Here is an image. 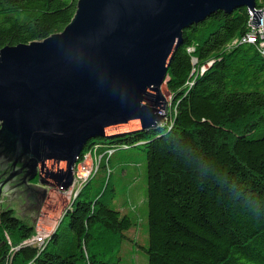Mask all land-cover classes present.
I'll return each mask as SVG.
<instances>
[{"label": "trees", "instance_id": "obj_1", "mask_svg": "<svg viewBox=\"0 0 264 264\" xmlns=\"http://www.w3.org/2000/svg\"><path fill=\"white\" fill-rule=\"evenodd\" d=\"M76 2L0 0V48L60 32ZM249 30L244 6L185 28L167 69V118L83 146L79 159L100 156L92 179L119 151L144 152L147 264H264V56L242 41ZM108 177L93 197L89 179L41 246L23 243L33 223L0 209V264H119L139 218L109 205Z\"/></svg>", "mask_w": 264, "mask_h": 264}, {"label": "water", "instance_id": "obj_2", "mask_svg": "<svg viewBox=\"0 0 264 264\" xmlns=\"http://www.w3.org/2000/svg\"><path fill=\"white\" fill-rule=\"evenodd\" d=\"M242 6L258 26L256 0H77L60 32L0 48V198L13 190L1 209L34 223L49 188H71L88 140L160 125L182 31Z\"/></svg>", "mask_w": 264, "mask_h": 264}, {"label": "rangeland", "instance_id": "obj_3", "mask_svg": "<svg viewBox=\"0 0 264 264\" xmlns=\"http://www.w3.org/2000/svg\"><path fill=\"white\" fill-rule=\"evenodd\" d=\"M208 64L205 65V67L208 66ZM160 89L166 95L165 113L169 115L173 108V102H171V95L166 89L165 82L162 83ZM97 155V153L90 152L85 154L83 157L84 159H79L80 161L78 160L73 168L74 175L76 173L79 174V172L87 173V167L95 168L99 159ZM108 168V172H106V170L104 172L101 170L93 179L91 177L94 170L87 173L89 175L91 174V177L89 176L85 181H83L82 178L77 179L74 177V182L70 191L49 188L42 207L37 212L33 223L35 233H37L38 230L50 226L53 222L60 220L65 208H67V205L73 200L74 192L78 191L79 193L83 186L87 185L91 180L85 187L84 192L90 197H93V191L96 188L95 184L97 181H106L109 175V183L114 189V197L109 202V205L119 209L122 213L134 207L136 215L139 218L135 225L129 227L124 232L129 238L125 239L121 245L120 252L122 254V260L119 264H131L129 260H131L132 264H147V255L143 249L147 247V222L145 217V204L143 203L146 186L145 154L142 149L136 147H131L125 151H119L111 157ZM11 191L13 190H6L2 193L0 198V209L5 193L7 194ZM128 213L133 215L131 211ZM6 237L8 238L7 235ZM131 243H133V245H131ZM10 247L14 248L12 244Z\"/></svg>", "mask_w": 264, "mask_h": 264}, {"label": "built area", "instance_id": "obj_4", "mask_svg": "<svg viewBox=\"0 0 264 264\" xmlns=\"http://www.w3.org/2000/svg\"><path fill=\"white\" fill-rule=\"evenodd\" d=\"M260 8H263L262 14L259 17L260 24H258V26H254L251 23L252 24V34L251 35H245L242 38V41H246V42H250V43L262 42L263 56H264V35H263L264 0H256V6H255L254 10H257ZM251 13L253 14L252 11H251ZM193 61H195V59ZM201 69H202V67H201ZM108 153H111V151L108 150ZM83 157H84V155H83ZM98 158H100V156H98ZM98 161H99V159H98ZM96 168H97V166L95 167V171H96ZM79 173H81V172H79ZM78 176H79V174L76 173L75 178L78 179ZM69 190H71V188ZM48 227H50V226H48ZM46 230H47V227H45L41 230H38L37 233H35L32 236L23 240V243L33 244V245L41 244V241H43V234L45 233Z\"/></svg>", "mask_w": 264, "mask_h": 264}, {"label": "bare ground", "instance_id": "obj_5", "mask_svg": "<svg viewBox=\"0 0 264 264\" xmlns=\"http://www.w3.org/2000/svg\"><path fill=\"white\" fill-rule=\"evenodd\" d=\"M248 13H249V20L251 19V16H252V13H251V10H248ZM249 27H250V30L248 31V33L246 34V35H251L252 34V24L250 23V21H249ZM263 35H264V21H263ZM233 43H235V41H233ZM255 44L257 45V47H258V50L260 51V53L263 55V48H262V42H255ZM205 68V66H202V70ZM109 151H111V153H112V151L113 150H109ZM91 151H89V152H87V153H90ZM92 152H94L95 153V150H92ZM108 152V151H107ZM85 156V155H84ZM97 157H98V155H97ZM96 166H97V163H96ZM95 166V167H96ZM91 170H94V172H95V168L93 167H87V169H86V171H87V173H89V172H91ZM87 173H79V176H78V179H83V181H85L86 179H88L89 178V176L91 175H89V174H87ZM94 174V173H93ZM91 177V176H90ZM70 191V190H69ZM58 222L59 221H55V222H53L52 224H50V227H47V230L45 231V233L43 234V241H41V244H38V246H41L46 240H47V238H49L50 237V235H51V231H52V229L53 228H55L56 226H57V224H58Z\"/></svg>", "mask_w": 264, "mask_h": 264}, {"label": "crops", "instance_id": "obj_6", "mask_svg": "<svg viewBox=\"0 0 264 264\" xmlns=\"http://www.w3.org/2000/svg\"><path fill=\"white\" fill-rule=\"evenodd\" d=\"M131 245H133V243H131ZM132 247V246H131Z\"/></svg>", "mask_w": 264, "mask_h": 264}]
</instances>
